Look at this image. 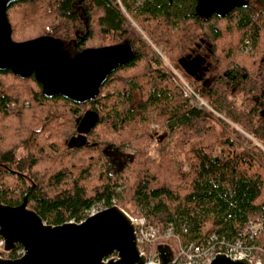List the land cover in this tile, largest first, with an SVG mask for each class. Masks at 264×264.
<instances>
[{
	"label": "trees",
	"instance_id": "16d2710c",
	"mask_svg": "<svg viewBox=\"0 0 264 264\" xmlns=\"http://www.w3.org/2000/svg\"><path fill=\"white\" fill-rule=\"evenodd\" d=\"M196 3L9 4L14 41L50 35L69 54L127 41L134 55L83 103L43 95L33 74L0 70V203L18 204L25 194L27 207L49 224L77 222L97 202L138 207L151 223H170L182 241L196 242L210 233L230 239L247 218L264 212L262 151L248 139L241 145V131L228 123L264 145V0H235L229 10L201 14ZM129 20L223 115L216 117L221 135L208 123L209 113L181 94ZM245 40L252 50L241 53ZM197 53L205 54L206 66L193 72L189 63ZM151 138L159 144L155 156L146 149ZM163 241L173 246V239Z\"/></svg>",
	"mask_w": 264,
	"mask_h": 264
},
{
	"label": "water",
	"instance_id": "95a60500",
	"mask_svg": "<svg viewBox=\"0 0 264 264\" xmlns=\"http://www.w3.org/2000/svg\"><path fill=\"white\" fill-rule=\"evenodd\" d=\"M13 1L0 0V70L15 75L33 74L43 95H61L83 103L94 98L107 75L134 55L127 41L86 47L69 54L59 38L39 35L14 41L6 8ZM235 0H197L201 14L229 10ZM0 237L4 247L19 243L24 253L0 257V264H145L139 253L133 226L116 204L87 214L79 221L45 223L26 205V195L15 205L0 203ZM158 261L167 264L172 250L167 243L156 246ZM209 264H255L245 258L230 259L217 253Z\"/></svg>",
	"mask_w": 264,
	"mask_h": 264
},
{
	"label": "built area",
	"instance_id": "2783aa9c",
	"mask_svg": "<svg viewBox=\"0 0 264 264\" xmlns=\"http://www.w3.org/2000/svg\"><path fill=\"white\" fill-rule=\"evenodd\" d=\"M155 51L161 60L166 61L158 49ZM166 63L171 67L168 61ZM174 73L181 94L190 104L206 111L215 112L207 101L201 97L198 89L194 88L185 78L179 74L177 75L176 71ZM245 136L249 137L252 143L260 148L264 157V145L246 132ZM92 212L95 211L89 213ZM124 212L133 226L138 250L144 256L145 264L157 263L158 257L155 246L157 243L164 242L163 240L167 238L173 239V246L169 245L172 250V257L167 264H209L217 253H222L230 259L245 258L250 263L264 264V243L259 241L260 236L264 234V212L258 216L247 218L236 235L230 239L210 233L199 242L194 240L182 241L175 234L170 223L162 226L151 223L142 213L130 214ZM23 253L24 248L19 243H15L11 248L6 249L3 239L0 237V257L15 258Z\"/></svg>",
	"mask_w": 264,
	"mask_h": 264
},
{
	"label": "rangeland",
	"instance_id": "374dc122",
	"mask_svg": "<svg viewBox=\"0 0 264 264\" xmlns=\"http://www.w3.org/2000/svg\"><path fill=\"white\" fill-rule=\"evenodd\" d=\"M129 21H130L131 25L134 27L136 33L139 34V36H140V38L142 39V41H145V43L148 45V48H149L150 51L153 53V56H155V57L157 58L160 67H162L163 70H164V71H165V72L171 77L172 82L177 86V82H176L177 77L175 76V73H174V71H176V72H177V75L179 74L181 77L185 78V80L188 81V82L190 83V81H189V79L187 78V76H186L183 72L179 71V69H177V67L174 66L173 63L169 62V61L165 58V56H164V52H163V49H162L160 46H158V45L152 43V42H151V41H150V40L144 35V33H143L140 29H138V27H137V26H136L131 20H129ZM14 27H15L16 32H17V29H19L20 25L15 24ZM48 30H49V28L46 26V27H45V31H48ZM243 42H244V43L240 45V49H239V51H240L241 53H247V52H250V51L252 50V48H250V44L247 42V40H245V41H243ZM157 49L162 53V55L164 56V58L166 59V61H168V62L171 64V67L166 63V61H163V60L160 59L159 55H158L157 52L155 51V50H157ZM68 53H69V52H68ZM196 62H197V61H196ZM197 64H198V63H196V65H197ZM172 68H173V69H172ZM190 84H191V83H190ZM177 87H178V86H177ZM178 88H179V87H178ZM196 89H197V88H196ZM132 94H133V96H132V102H133V104H134V103H136V101H137V92H136V90H132ZM207 103H208V102H207ZM209 105H210V104H209ZM202 110H204V109H202ZM204 111L207 112V113H209V117H210V118H209V120H208V123L211 124V125L214 127L216 134L221 135V134L225 131V129L220 125V123L218 122V120H217L216 117H220V118H222V119L225 120V118L223 117V115L220 114V113H218V112H216L215 110H214V111H215L216 113H215V112L206 111V110H204ZM259 113H260V115L264 116V106L260 108ZM227 121H228V120H227ZM228 123H229L233 128L238 129V130L241 131V133H242L243 136H242V137H239V139H238L241 145H243V146L246 145V139H248V140H250V141L252 142V140H251L249 137H246V136H245V131H244V130L238 128L236 125H234V124L231 123L230 121H228ZM149 126L152 127V128L157 127V126H156V123L153 122V121H151V122L149 123ZM246 133H247V132H246ZM231 134H232V133H231ZM248 134H249V133H248ZM232 135H233V134H232ZM249 135H250V134H249ZM158 147H159V144L156 143V142L151 138V139L148 141V145L146 146V149H147L148 153H149L151 156H155V155L157 154V149H158ZM125 151L130 153V152L132 151V149L129 148V147H126V148H125ZM22 152H23V150L21 149V147H18L17 150H16V154H17V155H20V154H22ZM167 155L170 156V149H167ZM183 165H184V167L187 166L185 163H183ZM113 201H115V199H114ZM103 207H105V205H103L102 202H97V203L93 204V206L88 210L87 213H89L90 211H96V210L101 209V208H103ZM123 210H124V209H123ZM131 210H133V211L135 212V214H141V213H142L141 210H140L138 207L131 208V209L124 210V211H126V212H128V213H130V214H133V213L129 212V211H131ZM142 214H143V213H142Z\"/></svg>",
	"mask_w": 264,
	"mask_h": 264
},
{
	"label": "flooded vegetation",
	"instance_id": "af4514ba",
	"mask_svg": "<svg viewBox=\"0 0 264 264\" xmlns=\"http://www.w3.org/2000/svg\"><path fill=\"white\" fill-rule=\"evenodd\" d=\"M204 56H205L204 53H201V55L197 53L196 57H193V59H191V61L189 63V67L191 68V70L193 72L202 71L203 68L206 66V61L204 60L205 59ZM196 63H198V64L196 65ZM173 65L176 66L175 64H173ZM177 69H179V68L177 67ZM179 71H181V70L179 69ZM81 122H83V121H81Z\"/></svg>",
	"mask_w": 264,
	"mask_h": 264
}]
</instances>
